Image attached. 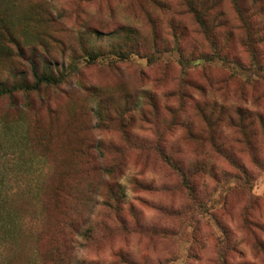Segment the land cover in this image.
Wrapping results in <instances>:
<instances>
[{"label":"rangeland","instance_id":"obj_1","mask_svg":"<svg viewBox=\"0 0 264 264\" xmlns=\"http://www.w3.org/2000/svg\"><path fill=\"white\" fill-rule=\"evenodd\" d=\"M241 1L247 27L192 0L203 32L182 0H0V89L70 69L0 94V264H264V0ZM171 161L203 167L192 196Z\"/></svg>","mask_w":264,"mask_h":264},{"label":"trees","instance_id":"obj_2","mask_svg":"<svg viewBox=\"0 0 264 264\" xmlns=\"http://www.w3.org/2000/svg\"><path fill=\"white\" fill-rule=\"evenodd\" d=\"M182 1L186 5L187 9L192 10V13L194 14L196 21L202 28V31L207 32V29H206L207 23H206L203 13L199 11H195L193 9L192 0H182ZM231 1L233 4V7L235 8L237 12V15L240 18L242 26L247 27L248 20L250 17L249 15H247V8L243 5L241 0H231ZM98 34L99 33H97V35ZM114 34L117 38L118 37L120 38L119 43L113 44L111 46L112 48L111 54L116 56L117 59L119 60L127 59L128 57H130V55L136 53L137 50L140 48V46L135 41V38L138 36L137 30L135 28L126 27V26L120 27L119 29L116 30V32H112L111 34H109V36L114 35ZM247 38L249 40L245 41L244 45L250 47L251 39L249 38V34L247 35ZM102 56H104V53L98 49H92V50L84 52V60L86 62H94ZM31 70H32L31 77L33 79L32 83L29 84L26 80H22L20 83L13 84L9 88L3 86L0 89V94L7 93L10 95L13 92L27 93L30 91H36V90H39L41 86H51V85H56L58 83L63 82L67 78L68 74L70 73V69L65 71L63 74L61 73L59 75H54L51 71H47V70L40 71L38 68H32ZM200 112H201V109H200ZM212 133L213 132H211L210 134L211 140H213V136H214L212 135ZM216 149L218 150V152H224L223 149L220 147V145L216 146ZM227 156L229 157V155ZM229 159L233 167L238 171V174H235L234 176L239 179L248 178V173L246 169L242 165H240L238 162H236L234 159L230 157ZM170 164L175 170L176 174L178 175L183 186H186L190 195L192 196L193 190H194L193 183H192L193 176L194 174H196L197 171L202 170L203 167H201L200 164L199 165L194 164L190 166L189 168H184L181 164H178L172 161L170 162ZM117 169H118V164H115L111 167L107 165L98 167V170L100 171V173L102 172L103 174L108 175V176H112L114 172H116ZM111 181L113 182L112 184L113 186L110 187L108 195L111 198H113L114 201H116L117 198H119L118 197L119 193L117 189H115V186H117V184L112 179ZM68 194L72 195V193H68ZM89 194H91L90 190L88 191V195ZM116 209H118L117 206H115V210Z\"/></svg>","mask_w":264,"mask_h":264}]
</instances>
